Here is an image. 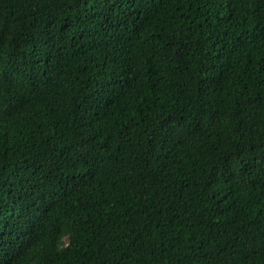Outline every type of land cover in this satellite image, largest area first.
<instances>
[{
  "label": "trees",
  "instance_id": "1",
  "mask_svg": "<svg viewBox=\"0 0 264 264\" xmlns=\"http://www.w3.org/2000/svg\"><path fill=\"white\" fill-rule=\"evenodd\" d=\"M0 264H264V0H0Z\"/></svg>",
  "mask_w": 264,
  "mask_h": 264
}]
</instances>
